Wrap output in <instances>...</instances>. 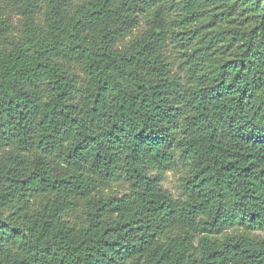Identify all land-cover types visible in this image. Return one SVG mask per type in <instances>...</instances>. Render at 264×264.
<instances>
[{"label":"trees","instance_id":"16d2710c","mask_svg":"<svg viewBox=\"0 0 264 264\" xmlns=\"http://www.w3.org/2000/svg\"><path fill=\"white\" fill-rule=\"evenodd\" d=\"M0 264H264V0H0Z\"/></svg>","mask_w":264,"mask_h":264},{"label":"rangeland","instance_id":"374dc122","mask_svg":"<svg viewBox=\"0 0 264 264\" xmlns=\"http://www.w3.org/2000/svg\"><path fill=\"white\" fill-rule=\"evenodd\" d=\"M183 173L184 172L181 164H179L174 169H168L166 172L164 185L174 197H178L181 194L179 183H180V177ZM124 187H126L124 183L121 182L113 183V189L116 190L117 192H121L124 189Z\"/></svg>","mask_w":264,"mask_h":264}]
</instances>
